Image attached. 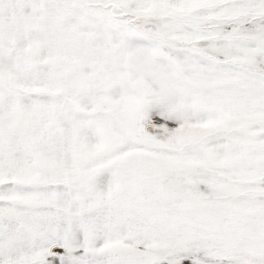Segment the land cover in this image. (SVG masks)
Returning a JSON list of instances; mask_svg holds the SVG:
<instances>
[{
	"label": "snow or ice",
	"instance_id": "1",
	"mask_svg": "<svg viewBox=\"0 0 264 264\" xmlns=\"http://www.w3.org/2000/svg\"><path fill=\"white\" fill-rule=\"evenodd\" d=\"M0 264H264V0H0Z\"/></svg>",
	"mask_w": 264,
	"mask_h": 264
}]
</instances>
